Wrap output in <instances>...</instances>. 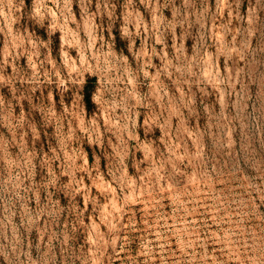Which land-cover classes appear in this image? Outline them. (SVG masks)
Segmentation results:
<instances>
[{"label":"rangeland","instance_id":"374dc122","mask_svg":"<svg viewBox=\"0 0 264 264\" xmlns=\"http://www.w3.org/2000/svg\"><path fill=\"white\" fill-rule=\"evenodd\" d=\"M0 264H264V0H0Z\"/></svg>","mask_w":264,"mask_h":264}]
</instances>
